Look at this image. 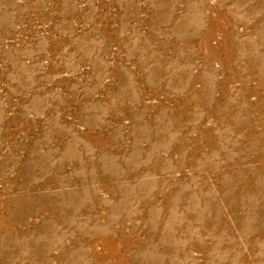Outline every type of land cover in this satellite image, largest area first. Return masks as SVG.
<instances>
[{
	"label": "rangeland",
	"instance_id": "rangeland-1",
	"mask_svg": "<svg viewBox=\"0 0 264 264\" xmlns=\"http://www.w3.org/2000/svg\"><path fill=\"white\" fill-rule=\"evenodd\" d=\"M0 264H264V0H0Z\"/></svg>",
	"mask_w": 264,
	"mask_h": 264
}]
</instances>
